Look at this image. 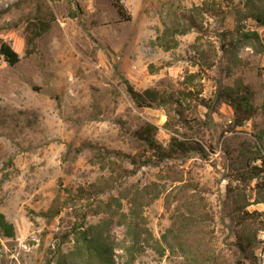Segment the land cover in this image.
I'll list each match as a JSON object with an SVG mask.
<instances>
[{"label":"rangeland","instance_id":"rangeland-1","mask_svg":"<svg viewBox=\"0 0 264 264\" xmlns=\"http://www.w3.org/2000/svg\"><path fill=\"white\" fill-rule=\"evenodd\" d=\"M120 2L128 22L109 0H0V39L20 57L0 59V214L15 231L0 234V264H56L77 228L103 221L124 264L133 200L152 238L134 264H264V174L250 173L264 157V0ZM124 80L173 102L139 109ZM240 82L257 113L234 128L215 96ZM147 124L162 149L175 137L205 158L159 160L136 139Z\"/></svg>","mask_w":264,"mask_h":264},{"label":"trees","instance_id":"trees-1","mask_svg":"<svg viewBox=\"0 0 264 264\" xmlns=\"http://www.w3.org/2000/svg\"><path fill=\"white\" fill-rule=\"evenodd\" d=\"M109 1L120 22L131 20V16L127 13L120 0ZM254 20L264 26L263 16L255 15ZM47 27V24L40 23L37 32L27 40V44L32 45L33 40L38 38L42 32H45ZM244 38L246 40L247 36L245 35ZM0 59L6 65L13 68L18 64L20 57L5 41L0 39ZM124 85L132 103L139 109L152 107L166 108L173 102L172 97L160 93L155 88H148L138 92L126 80H124ZM252 96L253 93L250 88L240 82L234 88H225L217 92L215 104L219 102L228 104L233 111V127H241L257 113V108L252 104ZM205 106L210 110L214 108L213 105ZM155 134L156 128L147 124L136 132V139L145 145L147 152H152L159 160L171 158L172 154L186 156L187 154L195 153L201 158H205L207 154L198 143L194 141H178L175 137L170 139L168 150H164L157 145ZM209 150H212L211 147H209ZM253 160L259 161L260 165L259 167H251V175L258 177L264 174V157H258ZM131 163L132 165L141 164V166H149L152 164V161L149 159L143 162L132 160ZM131 205L130 211L119 217V223L125 229L123 245L121 247V250L124 252V264H134L136 258L145 248L150 246L152 239L148 231L139 224L136 200H133ZM58 212V208L53 204L45 216L53 218ZM111 222L103 221L101 224L89 225L85 228L83 225L77 228L72 233L73 247L69 252L62 253L59 246L52 252L56 264H115L113 255L114 245L107 236V229L111 225ZM168 232H171V229ZM0 234L5 238H12L15 234L13 225L2 214H0ZM235 246L242 255L248 250V243L244 242L241 236L237 238Z\"/></svg>","mask_w":264,"mask_h":264}]
</instances>
